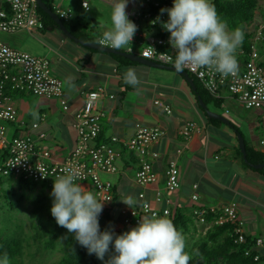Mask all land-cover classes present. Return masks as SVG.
<instances>
[{
    "label": "crops",
    "instance_id": "obj_1",
    "mask_svg": "<svg viewBox=\"0 0 264 264\" xmlns=\"http://www.w3.org/2000/svg\"><path fill=\"white\" fill-rule=\"evenodd\" d=\"M81 1L54 0L52 3L53 6L71 5L74 9L73 16L68 21L78 31L95 37L93 42L97 43V36L111 25L110 13L114 0H87L88 9L81 6ZM151 1L153 0H129L126 11L147 10ZM3 4L4 0H0V6ZM0 37L13 47L47 57L52 64L53 72L63 81V92L68 101V108L64 109L57 98L41 95L36 106L32 107L24 99L29 92L19 94L13 92V104L17 107L19 119L25 122V126L9 123L8 138L18 135L19 131L30 132L35 136L43 132L45 137L38 138V142L49 148L55 159H64L76 143V133L73 128L74 113L82 106L85 95L90 89L105 85L115 96L97 101V108L104 112L101 130L103 137L117 135L122 139H128L135 132L137 124L159 125L164 130V134L152 147L160 153V156L153 161V168L158 174L157 181L139 186L134 181V175L127 176L126 169L133 166L135 172L136 168V157L130 152H124L117 159V172L101 173L104 179L112 181L116 189L117 199L112 203V207L120 198L123 199L124 194L121 189L127 183L137 189L134 196L128 194L125 198L132 197L135 201L133 205H139L138 193L142 190L152 206L157 208L164 206L166 198L169 199L171 207H185L188 203L189 211L196 206L219 207L235 200L239 204V218L243 221L247 235L262 239V243L256 248L264 256V172L245 166L237 158L236 148L239 147V140L234 127L236 126L240 132L241 129L226 115L230 110L224 113L220 112L219 108L213 109L226 115L230 119V125L223 122L220 125L212 124L197 104L196 97L189 87V90L185 87L183 90L188 96L187 111L175 110L174 99L180 93L176 90L177 87H173L176 92L169 90L159 93L155 89V92L149 94L153 101L151 100L148 107L137 98L130 100L131 94L136 93L137 88L124 82V74L128 67L135 69L138 65L145 64L119 66L110 55L91 51L89 47L70 39L59 26L30 28L14 33L0 31ZM156 99L170 104L171 112L167 113L155 101ZM233 101L230 99L227 103ZM247 110L250 112L248 115L250 120L257 122L254 125V132L258 129L259 133L254 136L250 128L251 131H248L247 136L243 132L241 134L248 144L264 151V146L259 143L260 138L264 137L263 129L259 130L260 124L262 126V117H259L261 110L257 108ZM172 113L174 118L164 117L165 114ZM42 115H45L44 119H41ZM191 120L195 121L201 130L194 132L189 139H185L181 136L180 130L185 122ZM33 121L39 122L37 127H31ZM170 160L177 162L181 186L173 191H165V171ZM78 183L93 191L89 187L92 186L90 181ZM158 189L162 191V201L156 200ZM184 189L190 191L186 193ZM193 193L198 195L197 199H192ZM210 198H213L212 202ZM123 206L127 205L121 201L119 207Z\"/></svg>",
    "mask_w": 264,
    "mask_h": 264
},
{
    "label": "built area",
    "instance_id": "obj_2",
    "mask_svg": "<svg viewBox=\"0 0 264 264\" xmlns=\"http://www.w3.org/2000/svg\"><path fill=\"white\" fill-rule=\"evenodd\" d=\"M54 1V0H51ZM7 7L0 6V31L14 33L30 28H43L44 22L38 14L36 0H4ZM174 0H153L150 8L144 11H127L129 19L138 30L133 42L124 50L131 47V53L141 57L174 65L175 50L169 43L170 33L162 24L169 19L167 12L161 14L162 8H171ZM81 6L88 9V1L82 0ZM61 19L70 20L73 7L54 6L53 9ZM102 35V34H101ZM97 36V40L101 37ZM248 51L238 49L239 68L235 75L222 76L210 72L206 68H185L194 74L214 97L222 99L219 108L225 112L230 109L227 101L233 99L242 107L261 110L262 129L264 131V21L260 22L251 33ZM129 52V51H127ZM24 91L37 95H47L59 100L64 109L68 108V101L63 92V81L52 69L49 59L37 56L26 50L13 47L0 37V176H23L34 181H48L54 183L57 176L62 175L61 169L76 167L81 175L78 182L90 181L99 199H106V204L114 202L115 192L111 180L104 179L102 172L114 173L118 171L117 159L124 152H130L136 157L134 181L139 186L149 185L158 179L153 168V161L160 153L153 149L154 143L164 134L159 125L137 124L135 132L128 138L122 139L117 135L99 139L102 130L104 112L97 108V101L114 98L105 85H98L90 89L84 98L82 106L74 113L73 128L76 133V143L71 152L61 160L55 159L49 148L41 145L38 138L45 137L40 132L36 136L30 132L22 135L7 137L9 123L25 126L19 119L18 109L13 104L12 93ZM167 113L171 112V105L161 99L155 100ZM45 115L41 116L44 119ZM39 122L33 121L31 127H37ZM201 130L199 125L191 120L184 123L180 130L183 138ZM259 143L264 146V137ZM181 149H178L180 151ZM165 179V191H173L181 186L179 169L175 160L168 162ZM195 186V185H194ZM139 205L121 208L122 221L127 231L138 225L140 217L145 215L169 214V199H165L162 208L153 207L151 201L145 197L144 190L138 193ZM196 193L192 199H197ZM156 200H163L162 191H156ZM213 217L207 225H223L237 222L236 231L239 240L243 241L247 233L243 221L239 218V204L231 200L219 207L207 206L195 208L197 222H207V214ZM102 215L99 217V222ZM256 243H262L261 238Z\"/></svg>",
    "mask_w": 264,
    "mask_h": 264
},
{
    "label": "clouds",
    "instance_id": "obj_3",
    "mask_svg": "<svg viewBox=\"0 0 264 264\" xmlns=\"http://www.w3.org/2000/svg\"><path fill=\"white\" fill-rule=\"evenodd\" d=\"M128 4L129 0H114L111 25L97 40L98 45L120 50L133 42L138 26L129 19ZM160 12H167L169 17L162 26L171 34L169 43L175 50L177 71L194 66L222 76L236 74L238 49L245 32L242 26L230 31L212 0H174L171 8H162ZM124 82L132 87L140 84L135 69L126 70ZM61 172L50 193L51 215L59 226L74 234L89 255L95 254L103 261L114 244L115 252L106 264H190L192 257L186 251L183 232L167 213L140 217L137 226L119 235L112 228L101 231L99 217L108 200L99 199L96 193L77 183L81 175L78 168L65 167ZM121 201L133 209L132 197ZM0 264H11L7 252L0 256Z\"/></svg>",
    "mask_w": 264,
    "mask_h": 264
},
{
    "label": "rangeland",
    "instance_id": "obj_4",
    "mask_svg": "<svg viewBox=\"0 0 264 264\" xmlns=\"http://www.w3.org/2000/svg\"><path fill=\"white\" fill-rule=\"evenodd\" d=\"M257 1L256 16L253 22L249 24L250 26H247L249 29L255 28L260 22L264 21V0ZM135 71L140 80V84L136 86V93L131 94L130 100H136L137 98L138 101H142L148 107L151 100L153 101V99H150L149 94L155 92V89L160 93L162 91L168 92L169 90L175 91L173 87H177L178 89L176 90L180 93L174 99L176 102L175 110L178 111L181 109L187 111L186 105L189 103L188 96L183 90L184 87L188 90L189 88L183 77L172 70L147 65H138ZM40 96L29 93L24 99L32 107H35ZM228 107L230 112L226 115L239 126L241 132L247 136L251 128L254 136L259 133L258 129L254 132V125L257 122L250 120L248 117L250 112L247 108L242 107L240 103L234 101L228 104ZM218 110L225 113L223 108H219ZM173 115L174 113L165 114L164 117L171 119L172 117L174 118ZM259 117H261V113ZM143 118L147 122V119L145 117ZM261 129L260 124L259 130ZM22 134L24 133H21V131L18 132V135ZM126 171L127 176L132 177L134 175L133 166L126 169ZM4 178L0 191V236H13L20 242L21 251L18 255L20 264H59V261L75 248L77 241L74 239V234L69 233L67 229L59 237L54 238L57 223L51 215L53 198L50 196V193L53 185L44 187L38 182L30 186H25L18 182V178L15 176ZM30 181L34 182V180ZM89 187L93 189L91 188L92 186L89 185ZM136 191L137 189L133 186L131 187L130 183L125 184L121 189L124 196H122L123 199L120 198L112 207V226L126 227L122 221L121 207H119V204L121 200H126L125 198L128 194L134 196ZM184 191L187 193L190 189H184ZM210 199L212 202L213 198ZM185 208L188 210L190 205L186 203ZM100 225L104 226L105 221L101 220ZM108 227L106 224V229ZM208 227L209 225L207 224L202 225L201 222H196L189 230L182 231L186 239V248L189 251L192 250L194 252L197 250V246L204 239ZM112 255V251L106 253L105 259L103 261L101 260L102 263L106 264V261ZM217 264H222V262L218 260Z\"/></svg>",
    "mask_w": 264,
    "mask_h": 264
},
{
    "label": "trees",
    "instance_id": "obj_5",
    "mask_svg": "<svg viewBox=\"0 0 264 264\" xmlns=\"http://www.w3.org/2000/svg\"><path fill=\"white\" fill-rule=\"evenodd\" d=\"M47 3L49 7L54 9L53 3L51 0H43ZM215 4L219 15L225 19L228 23V29L234 30L236 27L242 26L245 32V38L241 45V48L248 51L249 49V38L251 37L252 31L248 29V25L253 22L256 16V11L258 7L257 0H212ZM4 7H7V3L4 2ZM38 14L40 18L44 22V26H58L56 21L48 15L45 11H43L39 6L37 7ZM65 25L69 30H71L75 35L80 38L95 41V37L85 34L84 32L78 31L75 27L72 26L71 22L65 19H62ZM91 51L102 52L113 57L119 66H127L134 64H141L137 61H133L130 58L117 54V53H108L105 51H101L98 49L88 48ZM179 74V73H178ZM182 76L181 74H179ZM193 81L195 83V90L186 81L188 87L191 89L193 94L196 97L197 104L203 110V112L207 115L205 110L201 107L200 99L205 102L211 109H217L220 106L222 99L214 97L201 82L197 79V77L190 73ZM183 77V76H182ZM184 78V77H183ZM126 88H129L126 86ZM14 93H24V91H14ZM28 93V92H26ZM208 117L209 122L215 125H220L222 122L219 119H214L212 117ZM236 131L240 130L234 127ZM243 136V134H242ZM103 136L100 134L99 139H102ZM245 147L247 152L246 162L243 158V154L241 152L240 147L236 148L237 158L248 167L255 168L251 165V163H261L264 162V151L256 149L254 146L248 144L245 140ZM132 156L135 157L132 153ZM261 172H264V167L255 168ZM14 175H10L8 177H13ZM18 178V182L25 186H30L32 184L38 183V181L31 182L30 180L23 176H15ZM4 176H0V191L2 189V184L4 182ZM44 187L47 185H54L51 181H39ZM113 190L115 192L114 200L116 201V189L113 186ZM168 216L173 220L175 226L182 230L187 231L191 228V226L195 225L197 222L196 215L194 214L195 208H201L204 206H196L193 210L189 211L184 206H170ZM102 220L105 221V225L101 226V231L106 229V224L109 226L108 228L114 229V232L119 235L123 232L127 231L126 227L123 226H112V203L106 204L104 203V208L102 212ZM162 216V215H161ZM208 221L202 223V225H206L210 219L213 217V214H207ZM237 222H228L223 225L211 224L209 225L207 231L205 232L204 239L198 244L197 250L192 251L186 248V251L191 255L192 259L190 264H217V261L220 260L222 264H264V256L260 254L258 251L256 239L257 237L246 235L243 241L239 240V233L236 231ZM55 235L54 238L59 237L66 228H63L57 224L55 226ZM51 245V244H50ZM21 246L20 242L16 237L8 236L1 237L0 236V256H2L5 252H7L11 264H20L18 260V255L20 254ZM114 254V244L110 246V250ZM198 253V254H197ZM59 264H103L100 259L96 257L95 254L89 255L86 248L82 247L78 242L75 244V248L68 253L67 256L63 257Z\"/></svg>",
    "mask_w": 264,
    "mask_h": 264
},
{
    "label": "water",
    "instance_id": "obj_6",
    "mask_svg": "<svg viewBox=\"0 0 264 264\" xmlns=\"http://www.w3.org/2000/svg\"><path fill=\"white\" fill-rule=\"evenodd\" d=\"M36 1H37L38 6L56 21L58 26L62 29V31L70 39H73L74 41H76V42H78V43H80V44H82V45H84L86 47H89V48L98 49V50L105 51V52H108V53H117V54L126 56V57L130 58L133 61H137V62H139L141 64H145L147 66H153V67L173 70V71L181 74L189 82V84L192 86V88L195 90L196 86H195V83L193 81V78L191 77L190 73L188 71H186L185 69L182 72L181 71H177L175 69L174 65H168V64L159 63V62H156V61L141 57V56H139L138 54H135V53L127 52V51H124V50H114V49H111L110 47H107V46H100L96 42L88 41L86 39L80 38L77 35H75L71 30H69L67 28V26L65 25L63 20L58 16V14L51 7H49L47 5V3L45 1H43V0H36ZM198 98H199L201 107L205 110V112L207 113V115L209 117H212L214 119H219L221 122L227 123L229 125L231 124L230 119L226 115L211 109L205 102H203L200 99L199 96H198ZM236 133H237V137H238V140H239V147H240L241 152L243 154V158L247 162L248 159H247V152H246L244 138H243L241 132L236 131ZM251 165L253 167H255V168H262V167H264V162L251 163Z\"/></svg>",
    "mask_w": 264,
    "mask_h": 264
},
{
    "label": "bare ground",
    "instance_id": "obj_7",
    "mask_svg": "<svg viewBox=\"0 0 264 264\" xmlns=\"http://www.w3.org/2000/svg\"><path fill=\"white\" fill-rule=\"evenodd\" d=\"M19 131V130H18Z\"/></svg>",
    "mask_w": 264,
    "mask_h": 264
}]
</instances>
